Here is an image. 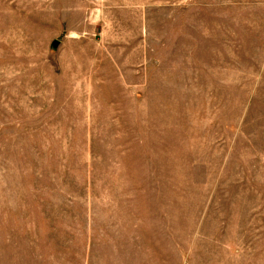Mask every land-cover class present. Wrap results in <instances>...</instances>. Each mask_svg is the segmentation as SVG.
<instances>
[{
    "label": "rangeland",
    "instance_id": "1",
    "mask_svg": "<svg viewBox=\"0 0 264 264\" xmlns=\"http://www.w3.org/2000/svg\"><path fill=\"white\" fill-rule=\"evenodd\" d=\"M0 264H264V0H0Z\"/></svg>",
    "mask_w": 264,
    "mask_h": 264
},
{
    "label": "water",
    "instance_id": "2",
    "mask_svg": "<svg viewBox=\"0 0 264 264\" xmlns=\"http://www.w3.org/2000/svg\"><path fill=\"white\" fill-rule=\"evenodd\" d=\"M58 42H59L58 39H54V40L52 41V45H53V46H57Z\"/></svg>",
    "mask_w": 264,
    "mask_h": 264
}]
</instances>
